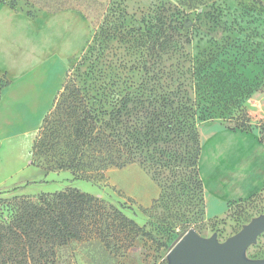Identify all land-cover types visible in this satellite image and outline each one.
<instances>
[{
	"label": "rangeland",
	"instance_id": "374dc122",
	"mask_svg": "<svg viewBox=\"0 0 264 264\" xmlns=\"http://www.w3.org/2000/svg\"><path fill=\"white\" fill-rule=\"evenodd\" d=\"M9 1L30 12L61 4ZM78 5L86 8L93 38L69 61L63 86L65 94L80 91L81 106L103 114L127 93L138 94L131 105L176 94L192 107L179 118L195 124L201 143L211 128L240 125L264 138V0H79ZM5 81L0 74V86ZM145 115L135 112L131 118L140 123ZM42 132L9 139L0 132L1 264H40L41 259L47 264H169V252L189 230L224 242L264 215V188L242 202H211L186 159L196 147L187 128L174 130L175 155L164 157L157 169L137 163L112 167L100 182L73 178V186L102 200L92 211L90 205L42 197L38 184L54 153L45 147L34 153ZM28 181L35 192L22 190ZM155 188L158 198L141 208ZM110 204L151 236L119 226ZM59 220L68 230L61 233ZM244 256L264 259V232Z\"/></svg>",
	"mask_w": 264,
	"mask_h": 264
},
{
	"label": "crops",
	"instance_id": "0c3cea01",
	"mask_svg": "<svg viewBox=\"0 0 264 264\" xmlns=\"http://www.w3.org/2000/svg\"><path fill=\"white\" fill-rule=\"evenodd\" d=\"M65 1L46 12H30L0 0V74L9 81L1 93L0 132L7 139L32 137L40 130L63 89L69 61L83 54L93 38L86 8L79 0ZM199 173L214 204L252 197L264 188V138L254 130L211 128L202 137ZM43 177L40 193L77 188L70 170ZM31 187L22 190L35 192ZM131 188L129 196L135 193ZM159 193V188L147 193L140 207L150 206Z\"/></svg>",
	"mask_w": 264,
	"mask_h": 264
},
{
	"label": "trees",
	"instance_id": "16d2710c",
	"mask_svg": "<svg viewBox=\"0 0 264 264\" xmlns=\"http://www.w3.org/2000/svg\"><path fill=\"white\" fill-rule=\"evenodd\" d=\"M62 1H59L61 4L57 6L62 5L64 3ZM8 83L9 81L6 79L4 84L0 86V101L2 90ZM63 88L58 93L53 108L45 117L40 128L43 131L42 134H45L44 138L41 141H36L33 146L34 153L36 150L43 149L42 147H45V151L49 149L54 151L51 154L53 161L47 172L70 170L74 179L100 182L106 179L107 172L112 167L122 168L133 163L146 165L152 163L154 168L156 164L163 163L164 157L168 159L175 155L174 150L176 148L173 144L177 143L175 137H178V134L174 130H186L187 128L196 147H194V153L186 159L195 166L194 175L198 184L203 187L199 173L202 143L195 124L189 125L179 118L181 113H186L187 109L191 110L192 107L187 108V104L183 103V99L176 97V94L173 98L170 94H159L156 103L149 105L144 100L141 104L131 105L138 94L127 93L120 101L101 114L96 109L87 110V106L80 105L79 90L65 94L66 85ZM143 111L146 112V121L135 122L134 113ZM54 116H57V119ZM185 125L189 126L186 127ZM229 128L251 131L246 125L230 126ZM128 133H131L130 137L127 136ZM155 169L157 168L155 167ZM32 183L34 182L28 181L25 186ZM257 194L245 200H249ZM40 196H52L55 200L59 202L61 200L65 204L90 205L91 211L102 201L90 193L82 192L73 187L67 188L65 191L43 192L40 193ZM109 209L113 211L115 219H120L119 226L125 227L135 235L142 233L147 237L151 236L132 217L115 205L110 204ZM60 210L56 215L62 219L64 216ZM36 216L42 218L39 214ZM57 227L61 233L63 229L68 230L64 221L61 220L58 221ZM62 238L63 240L66 239L65 236ZM3 239L4 236L0 234V257L4 251Z\"/></svg>",
	"mask_w": 264,
	"mask_h": 264
},
{
	"label": "water",
	"instance_id": "95a60500",
	"mask_svg": "<svg viewBox=\"0 0 264 264\" xmlns=\"http://www.w3.org/2000/svg\"><path fill=\"white\" fill-rule=\"evenodd\" d=\"M264 232V215L255 218L224 242L205 238L189 230L169 252V264H264V259L250 260L245 250Z\"/></svg>",
	"mask_w": 264,
	"mask_h": 264
},
{
	"label": "built area",
	"instance_id": "2783aa9c",
	"mask_svg": "<svg viewBox=\"0 0 264 264\" xmlns=\"http://www.w3.org/2000/svg\"><path fill=\"white\" fill-rule=\"evenodd\" d=\"M1 264V262H0ZM40 264H47V261L45 259H41V263Z\"/></svg>",
	"mask_w": 264,
	"mask_h": 264
}]
</instances>
